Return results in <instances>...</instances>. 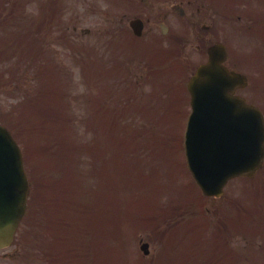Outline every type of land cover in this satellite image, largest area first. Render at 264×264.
I'll list each match as a JSON object with an SVG mask.
<instances>
[{"label": "rangeland", "instance_id": "obj_1", "mask_svg": "<svg viewBox=\"0 0 264 264\" xmlns=\"http://www.w3.org/2000/svg\"><path fill=\"white\" fill-rule=\"evenodd\" d=\"M53 1L59 3L60 11L63 16L71 15L80 27H88L91 29L90 33L83 35H80V33L76 34L80 43H78L77 45L81 50H79L78 52L74 50V52L78 53L79 57H75L69 52L68 48H66L68 47L67 43H63L60 41L56 43L55 40L57 38L54 36L51 38L50 34L48 37H46L45 43L50 44L49 50L51 51H49L48 53L45 50L42 51L43 66L51 67V58L53 59L51 60L52 63H57V66L54 64L53 65L56 68H59V79L62 82L60 83V87H63V89L66 90V93L70 98L68 101H70L71 99L75 101L74 105L72 103L73 101L71 102L74 113L73 127L72 113L67 117H65L63 114L60 115V119L65 122V126L73 129L69 134L70 141H67L64 144V134H57L54 126H50V135L46 140L45 135L40 134L38 130V134L33 137V140L31 135L28 136L23 131V128H21L22 126H17V128H14L13 130L17 131V134L20 137H18L20 140V144L25 147L27 153V155L25 154L28 166L27 170L29 169L28 174H35L39 171V163H41L42 160H40L39 157L35 154L34 148H40L43 144L47 145L45 152L53 151L59 156H62L61 153L64 149L66 160L56 159L58 164L62 162L67 163L70 160L68 162L70 165L73 163L76 165L71 171L73 179H75V187L74 191H72L69 195L70 197L77 196L79 198V202L78 204H75L71 203V201H67L66 205H63V214L61 213L59 206L55 207L54 221H57L58 217L62 214L61 216L64 219L71 220L78 227H83L84 225L87 226V219L89 220V218H87L86 211L90 208L95 207L96 188L98 187L104 193L107 192L109 195H111V186L122 198L123 208H126V210L129 209L130 211L136 208L138 203L137 201L140 196L159 198L163 203H168L170 201L177 203L176 200H178L179 208L177 210L181 216V220L186 221L190 218H193L195 221L192 231L181 230L182 234H179L177 238L176 235H174L171 239V241L175 239L176 240L170 248V251L175 253L177 259L184 261L189 256L193 258V249L199 248L200 250V248H203V246L207 248L206 242L204 240H199L206 234V230L204 229V223L200 219V216L197 212L198 204H196V201L193 199L187 187L191 188V192L196 196V199L204 202V206L208 207L210 212L212 211V206L215 207L214 219L216 221L222 220L223 218L227 222V217H229V215H235L237 213L236 208L231 204L232 201L240 199L248 202L249 195H252L253 201L257 202V207L255 209L257 219L259 218V216L263 215L264 198L262 197V195L264 194V192L260 189L252 190L250 188H247L245 190L244 184L242 183L244 179H237L235 181H232V183L226 189L225 195L219 199H211L205 197L204 195V197H199V191L193 184V180L190 179L191 177L190 175H188L189 173H187L188 167L186 168L184 164L186 158L183 138L181 144L182 156L178 157L179 165H176L174 163V160L169 157L168 146L166 142L169 128L170 137L174 132H176V135H178L179 132L181 136V128L183 130L184 126L182 125V123L183 121L185 122V119L187 120L188 114H183L182 110V117H175V114L171 112L172 109H169L170 103L155 107V105L165 95H161L159 98H157V101L153 103L145 102V100L142 99L143 102L141 103L146 106L145 108H150V110L140 111L135 114V111H133V109L129 106L131 114L134 116V118L142 121L141 131L142 138L144 140L143 148H145V155L147 156V159L142 164V167L135 170H130V166L123 167L122 160L119 157L117 161L111 160L105 164L103 162H99L97 164V167L94 169V167L92 166L93 161H100V156L98 155V146L99 149L101 148L103 152L106 149L108 151V156H110V153L122 151L121 149H119L121 143L116 142L118 148L114 146L110 138V132L107 128L106 123L103 121L102 117L98 115L97 112H94L92 108L93 99L103 95V93L105 92L103 89H106V85L109 82H113L114 78H117L115 74H108L105 72V70L100 73L97 66L99 65L100 67L102 64L101 62L105 61L106 67L109 64L108 61L112 57H116V55H121V57H123L126 54L130 53V59H132V61H130L131 68L136 72L135 66H139V73L146 72L142 75L143 78L139 82V86L141 89H143V91H147L159 87L160 82L162 84H165V82L166 84L170 83V85L173 83V81L182 82L185 77V73L191 70L201 54L200 52H196L195 36L193 34L189 35L188 33H185V35L182 36L183 39L188 40V42L183 45L184 62L186 64L184 70H182L176 63H173L172 61L171 63H169L168 59H163L166 60V63L161 64L162 67L159 68L157 62L161 60H157L151 57H155L156 54H150V59L148 56L142 53L134 54V52H131L139 50L137 47L135 49H129L130 52L127 53V50L121 47V45H124L121 42V45L118 42L117 45L114 43L111 46V49L106 47V39L104 38L105 34L103 32H105L106 28H109L111 23L114 22L115 15H117L118 17L117 12H114V9L118 8V2H116L115 0H33L32 3H29L28 9L26 11L27 15L37 16L36 14H38L41 4L48 3L52 5ZM158 3L159 1H157L155 5H157ZM164 10L165 11L163 12L167 11L166 6H164ZM17 13L20 14L18 11ZM3 14L5 16H9L8 13ZM4 15L0 14V37L13 40L12 44L23 42L24 38L20 39L22 37V34H19V30L23 27V25L26 28L28 21H26V23L24 22L23 24L22 22H17L19 17V15H17L15 16L16 18L10 16L11 19L14 18V20L16 21L11 20V22H7L5 24L2 21L6 19ZM166 21L176 32H181L184 28L182 27L183 19L177 15H174L173 13L168 14ZM29 25L35 26L30 22L28 26ZM10 30L12 31V34ZM26 33H28L27 30ZM55 36L57 35L55 34ZM33 38L34 37L27 36V39L30 42ZM234 38L236 37L234 36ZM145 40H147V37H145ZM5 43L9 46L8 41ZM112 51H117L118 53L115 55L114 53H112ZM84 56H86V63H84L81 59V57ZM8 62L9 61H7V63ZM11 62L16 63L14 67L15 71L13 72V74H16L17 77V81H12V84H10L8 81H5L7 78H9V75L3 74V70L6 69V67H8L9 65H5L4 61L0 62V119L6 124L9 122L8 113L12 108L15 109V107L18 105V99L11 98V96L9 97L7 96V94H16L17 96H20V90L23 89L22 96H24L25 93L29 91V89H34L38 86V83L36 81H30V78L34 76L35 70L32 68H24V65H26L24 60L19 61L17 59H14L11 60ZM148 64H151L153 66V68L148 70L150 72V77L148 75V71H146V67ZM169 64H171V66H169ZM22 69H25L24 72L26 73V77L30 75V78H26L23 81L18 79L19 74L21 75ZM21 77L25 78L22 75ZM16 85H20L21 89L17 88ZM6 89H8L9 91L7 92ZM166 92L168 91H165L164 93L167 94ZM82 98H84V101H86V108H82L81 106H79L78 102H80L81 100L83 101ZM88 98H92V100L88 101ZM70 109L72 110V107ZM87 109H90L92 111V115L88 116V112L86 111ZM66 110H68V108ZM165 112H167V114H165ZM124 115L126 116V114L122 113V116ZM99 135L102 144H99V142L93 143L94 150H91L92 158L88 160V156H90V150L88 151L81 149L78 151L80 143L81 147L83 145H86L82 142V136L84 139H86L84 143H87L93 140L94 137L98 138ZM119 135H121V130L119 131ZM58 140H60V143H58L57 146ZM31 141H33V145ZM172 162L174 163V168L172 172H170L168 170V166L172 167ZM63 167L65 166H59V169H62ZM137 173H142L143 176L134 179L133 176H135ZM172 173H174V176L171 175ZM101 174H103L102 179ZM148 176H150V182L157 179L158 183H162V189H160L161 187H159V189L157 190L153 189L151 185L148 186L146 183L141 181ZM108 180H112L113 182L111 184H106ZM135 190H140V192L136 194ZM51 193L52 190L50 191V194ZM62 197L64 196L62 195ZM204 206L203 208H205ZM142 207L145 209L144 206ZM126 218H124L123 216V211L95 214L92 225L89 220L90 226H87L86 234L89 236L90 227H93L95 228L97 237L100 240V236L97 233L98 227L96 226L98 224V226L104 231L105 240L109 243L111 242V246L113 245L112 237H114V235L117 233L123 232V237H125L126 242L119 241L116 247H114V259L111 258V264H122V246L124 243V255L126 257H129L128 264H133L134 260L137 257L142 256L141 250L139 248V240L141 237H144L145 240L150 242L151 249L150 255L144 258L145 264H158L159 257L163 253V242L151 236L150 230L144 232L136 231L131 226L130 219ZM248 218L249 217H245L246 220ZM33 221L34 218L30 222L26 219L23 225L26 227ZM250 221L251 220H249V222ZM237 223L239 224V222ZM258 224H261V222H259ZM43 225L46 229H49V227L53 226V224H46L44 222ZM247 225L249 226V224ZM243 230H245V227H234L232 229V232L236 233ZM188 232H190L188 235H183ZM48 233L49 232H45L43 234L46 244L42 245L47 249L48 252L51 251L52 254H56L54 248L51 245L52 241L54 240L51 239V236H49ZM53 234L59 235L61 233L53 232ZM74 234L76 238H78L80 233L77 230ZM238 235L241 236L242 234L239 233ZM247 235L253 236L254 234H250L249 232H247ZM196 236H198V238ZM237 238L241 239V237ZM237 238L234 237L233 244L235 240H237ZM258 239L259 242L262 243L261 239ZM164 246L166 247V244ZM109 247L105 243L101 242L102 252H104ZM14 249V247H11L1 250L0 255H2L3 253H15ZM243 251L249 257V251H247V249H243ZM255 251L258 254L264 256V243L261 246L255 248ZM205 259L206 253L201 252L200 250L198 259H195L197 263L194 264H205ZM0 262L12 264L7 260L6 257L3 256H0ZM19 262L20 264H22L20 260ZM43 264H45V262H43ZM227 264L230 263L227 262ZM254 264H264V262L262 261V257L257 256Z\"/></svg>", "mask_w": 264, "mask_h": 264}, {"label": "water", "instance_id": "obj_2", "mask_svg": "<svg viewBox=\"0 0 264 264\" xmlns=\"http://www.w3.org/2000/svg\"><path fill=\"white\" fill-rule=\"evenodd\" d=\"M139 23L138 21H136ZM136 24L133 27L136 30ZM139 33V31H137ZM211 58L208 64L200 67L197 74L190 80L189 88L193 94L194 112L192 114L193 123H191V133L189 140L194 141L201 136L200 130L204 129L199 120L203 115L202 112V95L207 93L219 94L221 99H214L217 107L222 106V101L226 102L223 112H228L226 117L219 122L224 123L221 127L208 125V136L206 138L213 143V148L209 152L213 154L211 160L202 163L199 158L192 156L193 148L189 151V159L192 162V169L204 191L208 194L217 196L223 193V186L233 175L246 173L252 174L261 162L264 156V126L261 120L256 124L251 123L254 130H250V145H252L251 154L247 158L233 161L232 156H228L229 164H222L216 160H220L223 156H227L228 145L221 146V143L230 142L244 134V124L239 131L231 127L230 119L244 117L243 109L245 104L240 100L232 99L230 74L220 64L221 59L217 56L218 50L215 48L211 51ZM219 115L216 110H212L209 114ZM261 129H257V128ZM225 135L222 141L217 137ZM217 143V144H216ZM224 151L221 155L220 152ZM29 191L28 178L23 167V160L19 146L11 133L0 125V247L10 243L13 238L14 231L26 212L27 194ZM145 252H148V243L142 245Z\"/></svg>", "mask_w": 264, "mask_h": 264}, {"label": "trees", "instance_id": "obj_3", "mask_svg": "<svg viewBox=\"0 0 264 264\" xmlns=\"http://www.w3.org/2000/svg\"><path fill=\"white\" fill-rule=\"evenodd\" d=\"M31 47L33 49L28 50L27 57L33 56L30 60L34 61V58L37 57L39 51L36 44L31 45ZM30 66H35V65L34 63H32ZM49 73L50 76L48 77V79H50L54 83H57L56 78L54 76V71H51ZM35 74H37V71H35ZM11 75L12 77L14 76V74ZM33 78H37V77H33ZM54 83L50 82L48 84H44L43 88L41 89H36L37 87L34 89H30L28 94L25 95L27 99L24 103V107H26L27 110L26 112H27L28 123L30 124L31 128L37 129L39 133L42 135L44 134L46 138H48V136L50 135L49 128L53 123H55L56 125L59 122L61 125L65 126L64 124L65 122L63 120L54 118L55 109H57V116L60 113H65L68 116L70 115V113L67 111H62V112L58 111L62 103L61 102L62 96L59 94L60 93L59 87L56 86ZM108 117L109 118L106 120V123H107V128L110 132V136H112L114 139H117L115 129H116V120H118V116L112 113V114H108ZM73 118L74 116L72 115V119ZM98 141L100 142V140ZM122 141L125 144H127V145H123L121 151L124 155L123 157L125 158L124 160L125 166L129 164L136 165L146 160L147 156L145 155V148H143L144 140L143 138H141L140 134L126 132V135L124 136ZM46 148L47 145L44 144L40 148H35V149L38 151V153L42 154V156H44L45 159H47L48 157H51L52 153L45 152ZM104 152L106 153L107 150L105 149ZM91 158H92V154L91 156H88V160H90ZM172 228L173 227L171 226L170 230ZM168 230L164 229L163 231H161V233L164 232L163 235L161 234L159 235L161 237L166 236V231Z\"/></svg>", "mask_w": 264, "mask_h": 264}, {"label": "flooded vegetation", "instance_id": "obj_4", "mask_svg": "<svg viewBox=\"0 0 264 264\" xmlns=\"http://www.w3.org/2000/svg\"><path fill=\"white\" fill-rule=\"evenodd\" d=\"M192 15L197 17V22L200 24L201 27V34L208 33L213 29L212 24H207L203 22V18L207 17L204 5H201L198 8V12L193 13ZM262 22L260 23V25L262 24ZM261 35L264 38V30H262ZM201 37H204L205 39L207 38L204 35H202ZM208 39L209 38H207V40ZM259 59L262 63H264V46L259 50ZM245 69L247 75L246 81L243 87L237 89V93H243L242 95H244L247 101L259 107L264 114V77H262L258 69L256 67H253L251 63H249L247 60L245 64Z\"/></svg>", "mask_w": 264, "mask_h": 264}, {"label": "bare ground", "instance_id": "obj_5", "mask_svg": "<svg viewBox=\"0 0 264 264\" xmlns=\"http://www.w3.org/2000/svg\"><path fill=\"white\" fill-rule=\"evenodd\" d=\"M223 124H224L223 122H222V123H220V124H219V127H221Z\"/></svg>", "mask_w": 264, "mask_h": 264}]
</instances>
